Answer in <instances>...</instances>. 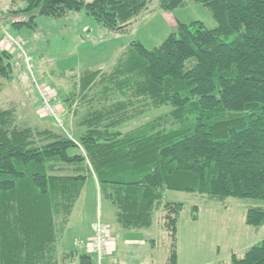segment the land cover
I'll return each instance as SVG.
<instances>
[{
	"label": "trees",
	"instance_id": "16d2710c",
	"mask_svg": "<svg viewBox=\"0 0 264 264\" xmlns=\"http://www.w3.org/2000/svg\"><path fill=\"white\" fill-rule=\"evenodd\" d=\"M158 2L163 12L200 4L217 27L176 24L151 51L133 41L108 71L79 73L65 100L86 109L77 138L16 127L14 111L0 110V264H60L58 244L92 176L122 231L148 230L162 213L166 264H177L184 206L163 203L165 192L264 203V0ZM7 3L16 18L6 25L11 30L83 12L101 29L126 34L149 0ZM13 71L12 55L0 49V80L10 82ZM165 106L169 113L119 131L145 110ZM245 224L262 227L264 207L248 209ZM69 255L75 264H94L88 253ZM230 264H264V240L241 258L231 255Z\"/></svg>",
	"mask_w": 264,
	"mask_h": 264
},
{
	"label": "rangeland",
	"instance_id": "374dc122",
	"mask_svg": "<svg viewBox=\"0 0 264 264\" xmlns=\"http://www.w3.org/2000/svg\"><path fill=\"white\" fill-rule=\"evenodd\" d=\"M158 4V0H149L146 10L127 28L128 33L115 34L101 29L83 12L67 13L61 18L39 17L33 30L25 27L19 31L11 30L6 25L16 18L7 11V0H0V43L3 44L5 34L19 36L33 59L36 79L37 76L41 79L42 82H38L47 88L53 103L59 108V123L47 117L41 110L37 93L32 88L24 67L21 68V55L16 50L14 53L8 51L13 57V78L10 82L0 80V110L14 111L16 127L49 130L70 135L74 139L80 130L76 123L86 109L83 105L79 109L76 104L66 106L65 100L74 90L79 73L96 69L108 71L133 41L140 42L145 49L151 51L175 30L176 24L199 22L207 30L217 27L210 12L200 4L186 3L184 7L172 12L160 11ZM80 101V96L77 95L75 103L79 104ZM170 111L171 108L167 106L145 110L123 125L119 131L129 132ZM74 112H78L77 116ZM67 122H71L72 129ZM163 203L184 206L177 223L178 264H230L231 255L241 258L248 248L264 240V225L253 228L245 224L248 209L264 207V203L260 201L232 198L216 201L205 196L167 191ZM193 207L197 208L194 214L196 221L191 220ZM109 208L110 204L96 192L93 182H86L58 244L57 258L60 264H75L70 260V252L87 253L85 246L81 247L80 241L92 229L97 213H103L102 222L110 228L111 240L114 239L116 232L113 231L110 220L115 210L111 208L110 216ZM161 217L162 213H155L152 227L147 231L126 232L127 237L137 235L145 238L148 243L139 247L138 255L126 252L127 257L122 260L124 264H149V259L154 264H163L167 257L168 237L162 228ZM112 221L114 222V218ZM115 238L119 252L122 250L123 253V243L119 237ZM151 243L155 246L154 252L150 247Z\"/></svg>",
	"mask_w": 264,
	"mask_h": 264
},
{
	"label": "built area",
	"instance_id": "2783aa9c",
	"mask_svg": "<svg viewBox=\"0 0 264 264\" xmlns=\"http://www.w3.org/2000/svg\"><path fill=\"white\" fill-rule=\"evenodd\" d=\"M2 42L5 46L16 50L21 55L24 71L28 74L29 80L37 93L41 110L47 117H50L58 124L60 116L59 108L53 103L51 94L47 88L37 81L34 74L32 59L25 51L23 42L9 35H5ZM93 231L94 233L87 240L85 248L87 253L92 256L94 264H103V260L110 256L114 249V242L111 240L110 236V228L106 224L97 221L94 224Z\"/></svg>",
	"mask_w": 264,
	"mask_h": 264
},
{
	"label": "crops",
	"instance_id": "0c3cea01",
	"mask_svg": "<svg viewBox=\"0 0 264 264\" xmlns=\"http://www.w3.org/2000/svg\"><path fill=\"white\" fill-rule=\"evenodd\" d=\"M86 29L84 28L83 29V31H85ZM18 38H19V36H18ZM0 49H3V50H6V51H9V52H13L14 50L13 49H8L6 46H4L2 43H0ZM14 53V52H13ZM10 54H12V53H10ZM97 70H99V69H96V71ZM89 71H91V70H89ZM99 71H101V70H99ZM102 72H104V71H102ZM66 106H67V104H65ZM59 106V105H58ZM60 108H61V105L59 106ZM66 124H68L69 125V127L71 128V122H67ZM72 129V128H71ZM79 129V128H78ZM83 132V130H79V134L76 136V137H74V138H77L81 133ZM88 181H92L93 182V184H94V186H95V189H96V192L99 194V188H98V184H97V181H96V179H95V177L94 176H92V177H89L87 180H86V182H88ZM86 182H85V184H86ZM85 186V185H84ZM83 189H84V187H83ZM83 189H82V191H83ZM111 208H112V206H110ZM111 208H109V211H108V214L110 215V216H112V210H111ZM113 209V208H112ZM73 214V213H72ZM102 214L103 213H100V214H98L97 213V215H96V217H95V223L99 220V221H101L102 222ZM71 217H72V215H71ZM71 217H70V220H71ZM112 218H114V222L112 221ZM111 218V222H112V225H113V231H115L116 232V235H115V237H119V239H120V241L123 243V247H124V252L122 253V250H120V252H119V250H118V246H117V243H116V238L114 237V246H113V251H112V254H111V256H109V257H107V258H105V260L103 261V264H124L123 262H122V260L124 259V258H126L127 257V253L126 252H129V254H131V255H138V253H139V247H143L146 243H148V241L145 239V238H141V237H138L137 235H130L129 237H127L126 235H127V233L125 232V231H122L121 229H120V227L117 225V223H116V221H115V216H114V214H113V217ZM69 220V221H70ZM153 221V220H152ZM94 223V224H95ZM93 227H94V225H93ZM93 227H92V229L90 228V232L86 235V237H84V239H82V241H80V244L82 245L81 247H83V244L88 240V238H90L91 236H92V234L94 233V231H93ZM151 227H152V225H151ZM150 227V228H151ZM149 228V229H150ZM142 231H147V230H142ZM151 245H152V243H151ZM153 246V247H152ZM152 246H150L151 248H152V252H154L155 251V246L154 245H152ZM121 247V246H120ZM79 250L81 249V248H78ZM73 251V250H72ZM74 251H77V250H74ZM118 252H119V254H118ZM121 254H124V256L123 255H121ZM179 253H178V250H177V264L179 263V255H178ZM115 256H116V259H115ZM152 257V256H151ZM150 257V258H151ZM113 259H115L114 261H113ZM166 259H167V257H166ZM166 259L163 261V264H166ZM149 261H150V263L149 264H154V261H152V260H150L149 259ZM125 263H127V261H125ZM140 264H142V262H140ZM145 264H148V263H145Z\"/></svg>",
	"mask_w": 264,
	"mask_h": 264
}]
</instances>
